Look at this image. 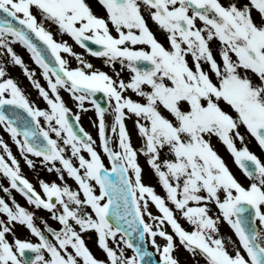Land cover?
Segmentation results:
<instances>
[{
  "label": "snow or ice",
  "instance_id": "snow-or-ice-1",
  "mask_svg": "<svg viewBox=\"0 0 264 264\" xmlns=\"http://www.w3.org/2000/svg\"><path fill=\"white\" fill-rule=\"evenodd\" d=\"M98 3L103 15L89 0H0V58H7L0 61V125L30 168L39 164L60 181L41 178L37 191L0 137V174L8 182L0 181V190L11 199L0 196V264H182L181 250L192 264H264V161L248 146L254 138L264 149V0ZM52 25L102 58L111 74L58 41ZM17 42L42 70L47 87L15 51ZM9 64L21 67L47 108L30 100ZM62 89L81 112L94 109L110 167ZM140 155L164 195L145 183ZM12 190L61 227L21 205ZM223 223L236 240L221 232ZM17 226L26 235H18Z\"/></svg>",
  "mask_w": 264,
  "mask_h": 264
},
{
  "label": "rangeland",
  "instance_id": "rangeland-1",
  "mask_svg": "<svg viewBox=\"0 0 264 264\" xmlns=\"http://www.w3.org/2000/svg\"><path fill=\"white\" fill-rule=\"evenodd\" d=\"M89 2L92 4L94 10L97 13L103 15V9L99 5L98 0H89ZM50 30H52L54 32L55 38L58 41L59 40L67 41L73 47L74 51H76L77 53H84L86 58L88 60H90L93 64H95L97 68H102L105 71H109L111 74V70L106 65L103 64L102 58H97V57L91 56L90 54H87L86 51L83 50L84 48H82L80 45H78L69 35H67V34L62 35L61 33H59L57 31V27L55 25H52ZM13 47H14L15 51L22 56V58L27 63V65L30 67V69L35 70L36 78L40 80L41 84L44 85L45 87H47V82L42 75V70L39 68L38 65H36L35 61L32 59L31 54L28 52V50L18 42L15 43L13 45ZM213 48L215 49V43L213 44ZM62 55L65 56V58H67L69 60V63L72 67L79 66L77 61L73 57H71L69 54L62 53ZM217 58L219 59V57H217ZM6 59L7 58H0V61L6 60ZM8 69H9L10 75L18 81L19 85L21 86L22 89H24V91L29 96L31 101H33L37 106H39L42 109H45L48 107L46 101H44L43 98L39 96L38 90L35 89V87L30 83L28 78L25 75H23L22 69L20 66H13V65L9 64ZM61 95L65 98L67 105L72 109L73 113L80 112V115H81L80 125H82L83 128L86 131H88L93 136L94 139L97 140V145H96L97 150L101 153V156L103 157L105 164L110 167L111 165H110V162L107 158V155L103 152L102 147L100 146L97 123H95V121H97L98 118L96 116L94 109L89 107L88 111L81 112V110L76 107L75 102L71 99L70 94L66 90L62 89ZM40 119H41V123L46 127L47 125L44 122L43 118H40ZM112 120H113V117H112L111 112L106 113V123L111 124ZM126 123H127L128 129L131 132L132 141H133L134 145L138 146L140 144V140L138 138L136 129L133 125V121L127 120ZM241 130L243 131V129H241ZM51 135L53 136V138H55L54 133H52ZM0 137H2L9 144L13 153L16 155L17 159L20 160L23 174L34 184V186L37 188V191H41L40 185L38 183V180L41 178L46 180V181L55 180L56 182H60L58 180L57 174L55 172L50 173V172L46 171V169H44L43 166H41L39 164H37V168L35 170L30 168L25 163V161L23 160V157H22V155L18 149V146L12 140L10 133H8L4 129L3 126H2V128H0ZM213 142H214V144H216L220 154L224 157V159L226 160V163L228 164L229 168L233 171V173L237 177V179L240 180L245 185H247L248 184L247 177L245 176L243 171L235 164L232 156L225 150V148L217 140H215V138H214ZM256 144H257V142L255 141L254 138H250L248 140V146H249L250 150L253 151L254 153L257 150ZM112 146L117 147V145L115 143H113ZM68 154L70 155V153H68ZM85 155H87V153H85ZM262 157H264V152H262ZM32 158L34 160L38 159L36 157H32ZM139 162L142 165V167L144 168L145 183L154 184L156 186L157 192L161 195H164L163 189L158 184H156L155 177L150 174L149 166L146 163L145 157L143 155L139 156ZM66 179H67V182L69 185H71L73 188L76 187V183L72 178L66 177ZM0 181H3L4 184L8 183L2 174H0ZM0 191H2V190H0ZM12 193L21 205L28 207L30 210L36 211L37 216H41V217L46 218L48 220V223L50 225H52L53 227H55L57 229L61 227L57 221L52 219L51 214L49 212H47L46 210H35L33 208V206L28 205L26 199L24 197H22L18 191L12 190ZM0 196H3L5 199H7L11 203V199L3 191H2ZM151 211L154 214H158V210L155 208L154 205L151 207ZM145 219L150 223L152 222L151 219L147 216H145ZM36 223L42 229L44 228V224L39 219L36 220ZM181 223L185 227H188V225L186 224V222L183 219H181ZM220 227H221V232L223 234L231 236V238L233 240L237 239L234 232L232 231L230 226L227 225V223L221 224ZM168 230L171 231V228L169 227ZM86 239H87V237H86ZM157 239H158V241L160 240L159 237H157ZM88 243H89L91 250L94 252V254L97 257H99V258L104 257V253L100 249L97 248V246L94 242H92L91 240H88ZM147 245H148L147 247L150 250L154 251V249H152V246L150 243H148ZM121 246H123L122 243H121ZM126 251H127L128 255L132 254V249H127ZM178 255H179V258H180L182 264H192V259L186 251L181 250L178 253ZM158 258L159 257L156 256V259H158Z\"/></svg>",
  "mask_w": 264,
  "mask_h": 264
},
{
  "label": "flooded vegetation",
  "instance_id": "flooded-vegetation-1",
  "mask_svg": "<svg viewBox=\"0 0 264 264\" xmlns=\"http://www.w3.org/2000/svg\"><path fill=\"white\" fill-rule=\"evenodd\" d=\"M148 22H149V25L152 26L153 29L155 30V25H153L152 21L149 20ZM156 34H157L158 39H160V40H162V41L164 40V37H163V35H162L160 32H157ZM0 128H2L1 125H0ZM4 135H5V134H4ZM256 147H257V150H256L255 154H256V155H257L262 161H264V157H262V152H264V149H261V147L258 145V143L256 144ZM1 193H2V191H0V195H1ZM8 202H9V201H8ZM9 203H10V202H9ZM17 228H18V235H21L22 237H23L24 235H26V230L21 229L19 226H17ZM32 239H35V237H32Z\"/></svg>",
  "mask_w": 264,
  "mask_h": 264
},
{
  "label": "water",
  "instance_id": "water-1",
  "mask_svg": "<svg viewBox=\"0 0 264 264\" xmlns=\"http://www.w3.org/2000/svg\"><path fill=\"white\" fill-rule=\"evenodd\" d=\"M90 43V46H93L95 48H99V46H95V45H91V42ZM98 95V99H100V102L104 105V106H107L106 105V100L102 98V94H97ZM74 122V121H73ZM77 130H79V127L77 126ZM138 236V233L136 234ZM137 243H139V241L137 240Z\"/></svg>",
  "mask_w": 264,
  "mask_h": 264
}]
</instances>
